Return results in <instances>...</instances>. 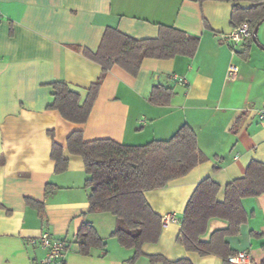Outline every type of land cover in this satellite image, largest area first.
I'll use <instances>...</instances> for the list:
<instances>
[{
	"label": "crops",
	"instance_id": "obj_1",
	"mask_svg": "<svg viewBox=\"0 0 264 264\" xmlns=\"http://www.w3.org/2000/svg\"><path fill=\"white\" fill-rule=\"evenodd\" d=\"M234 5L224 0H0V264H42L47 251L29 240L46 232L67 245L61 264H129L134 251L111 237L115 218L89 213L87 175L83 161L66 149L68 136L81 131L84 142L99 139L142 146L171 138L182 126L190 127L206 161L164 187L144 193L158 216L175 212L179 224L161 232L155 244H144L134 264H151L148 256L191 264H225L216 255L187 252L177 242L185 205L196 185L210 178L224 187L244 176L251 161L264 164V30L258 45L245 42L231 52L221 38L229 34ZM160 26L199 38L192 58L144 59L135 76L113 66L104 76L88 119L83 124L64 120L47 109L53 102L54 82L65 83L83 103L101 67L83 54L96 52L107 28L136 40L153 39ZM229 66L236 80L226 79ZM174 76L186 84L180 85ZM171 89L165 105L149 96L154 87ZM63 148L67 169L54 172L52 144ZM47 185L54 187L45 194ZM26 199L42 203V214ZM246 221L235 236L224 241L235 253L247 252L249 264L264 260V194L241 200ZM90 224L105 247L78 253L76 233ZM226 222L212 219L211 232ZM233 255V254H232ZM53 264H59L55 262ZM159 264V263H158Z\"/></svg>",
	"mask_w": 264,
	"mask_h": 264
},
{
	"label": "trees",
	"instance_id": "obj_2",
	"mask_svg": "<svg viewBox=\"0 0 264 264\" xmlns=\"http://www.w3.org/2000/svg\"><path fill=\"white\" fill-rule=\"evenodd\" d=\"M224 1L251 3L248 8L234 5L230 17L233 28L243 22L248 24L250 38L245 41L246 53L252 42L253 30L264 23V0ZM198 41L196 36H189L167 26L159 27L156 38L143 40H136L107 28L96 52L83 51L85 56L101 67V74L88 88L84 102L80 103V96L65 83L54 82L53 102L47 109L58 111L66 121L83 124L88 119L104 76L113 66L135 76L142 61L147 58H192ZM171 96V89L156 86L149 101L165 105ZM66 149L70 155L78 156L83 161L87 175L84 187L88 189V212L109 213L114 216L115 228L111 237L116 238L121 247L134 251L129 264H134L143 256L141 248L144 244L157 243L162 232L160 216L152 211L144 193L164 187L206 161L197 147L195 133L187 125H182L168 140L152 141L142 146L118 144L108 139L84 142L82 132L75 131L68 136ZM50 159L54 162L56 174L67 169L68 160L63 155V148L56 143L52 144ZM53 189V186L47 185L45 194H50ZM219 189L210 178L196 185L185 205L177 242L187 252L201 257L216 255L225 264H229L227 259L234 252L224 239L237 235L240 226L246 221L241 200L264 194V164L251 161L243 177L225 185L222 202L216 199ZM26 203L42 214V203L30 199H26ZM212 219L224 221L227 226L211 232L207 240H202ZM76 243L78 253L83 256L89 255L92 249L103 250L105 247L104 241L88 223L80 225ZM147 258L151 264H191L186 259L168 261L159 255Z\"/></svg>",
	"mask_w": 264,
	"mask_h": 264
},
{
	"label": "built area",
	"instance_id": "obj_3",
	"mask_svg": "<svg viewBox=\"0 0 264 264\" xmlns=\"http://www.w3.org/2000/svg\"><path fill=\"white\" fill-rule=\"evenodd\" d=\"M221 38L230 44L231 52L235 53V47L250 38L248 24L246 22H243L238 27L233 28L229 34L222 35ZM237 75V67L229 66L226 73V79L229 81H234L236 80ZM174 79L180 85L186 84V81L181 77L174 76ZM257 115L259 120L264 122V109L258 110ZM179 223L180 220L178 219L177 214L175 212L165 213L160 216V227L162 231H165L171 225ZM29 244L32 246H39L47 251L45 258L42 260V264H53L55 262L61 264V260L63 259L67 248V245L64 240L54 238L46 232L42 233L39 237L35 239L29 240ZM250 260L251 257L247 252H237L227 259L229 264H249Z\"/></svg>",
	"mask_w": 264,
	"mask_h": 264
},
{
	"label": "water",
	"instance_id": "obj_4",
	"mask_svg": "<svg viewBox=\"0 0 264 264\" xmlns=\"http://www.w3.org/2000/svg\"><path fill=\"white\" fill-rule=\"evenodd\" d=\"M258 28H259V26H256L255 29H254L253 32H252V42H253L254 44H256L257 46H259V45H258V41H257ZM263 50H264V48H263Z\"/></svg>",
	"mask_w": 264,
	"mask_h": 264
},
{
	"label": "rangeland",
	"instance_id": "obj_5",
	"mask_svg": "<svg viewBox=\"0 0 264 264\" xmlns=\"http://www.w3.org/2000/svg\"><path fill=\"white\" fill-rule=\"evenodd\" d=\"M263 30H264V24H263V27H262V29L260 30V33H259V40H261V39H262V32H263Z\"/></svg>",
	"mask_w": 264,
	"mask_h": 264
}]
</instances>
